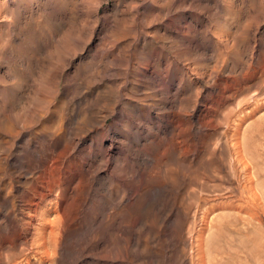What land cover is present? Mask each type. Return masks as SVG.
<instances>
[{
	"label": "bare ground",
	"instance_id": "1",
	"mask_svg": "<svg viewBox=\"0 0 264 264\" xmlns=\"http://www.w3.org/2000/svg\"><path fill=\"white\" fill-rule=\"evenodd\" d=\"M16 1L13 9L6 4L7 0H0V132L4 130L7 135L1 136V144L8 154L15 152L19 167L23 169L21 153L26 148L36 156L35 138L42 137L39 144L44 157L49 160L40 163L41 173L35 175L37 163L34 159L28 184L25 180L18 187L22 203L19 223H1L4 238H10L7 245L0 246L2 264H42L46 261L54 264L55 258L57 264H64L68 255L66 242L76 236L81 226L88 227L95 221L94 217H89L92 208L95 206L102 218L109 215L106 200L102 199L104 195L113 194L112 207L123 210L132 204L142 186H170L174 194L167 207L159 210V222L174 223L180 210L190 218L192 209L208 200L206 192L209 188L203 179L212 164L202 155L195 156L193 151L195 115H208L218 126L225 124L223 131L217 132L214 127L215 130L203 135L207 139L215 137L216 144H229L235 155L233 162L241 163L244 170L249 166L244 157L252 142L256 146L253 155H264V48H257V36L260 34L263 37L260 39H264V0H253L254 7L248 14L247 8L250 7H245L246 0H213L211 9L222 8L229 16L207 14L205 17L202 10L208 8L202 2L209 0H112V13L105 12L101 16L98 8L106 0ZM245 10L243 18L241 13ZM66 13L70 15L67 22ZM78 25L81 32L74 30ZM243 35L246 37L242 41ZM52 52L61 58L60 65L57 62L53 70L58 68L60 73L69 63L76 66L70 76H65L66 85L82 69L88 88L105 83L107 91L112 89L113 103L118 107L116 110L107 107L103 115L83 124L69 136L63 149L57 147L61 142L60 129L52 131L42 127L34 130L40 123L38 118L49 112L50 93L57 94L59 78L51 79L50 70L44 72L41 68L44 57L49 58ZM3 64L7 69H3ZM19 74H25L31 80L37 76L40 86L31 90L36 105L31 106L32 109L20 107L19 113L13 115L10 110L16 105L13 95L18 89L15 80L7 81L9 76L18 77ZM25 77L24 82L27 81ZM145 84L149 85V92H137ZM192 85L196 87L191 89ZM4 93L8 94L7 99H4ZM178 95L181 98L177 108L187 124L182 134L180 130L174 133L167 129L160 117L150 116L153 110L158 114L156 112L160 109L176 107L174 103ZM167 98L170 99L169 106L162 101ZM147 99L158 102H146ZM231 101H234L233 106H227ZM128 106L140 116L135 117ZM109 114L120 118L110 125L105 124ZM132 119L135 124L130 131ZM113 128L134 142L136 147L140 138L147 141L148 134L153 131L161 132L167 142L161 147L151 146L149 142L142 144L145 153L141 157L143 166H140L135 149L122 157L120 151L115 150L117 141H113ZM86 132L93 134L86 137ZM179 137L183 139L181 145L175 141ZM53 140L55 143L51 144ZM105 141H109L108 146ZM48 150H52V154H61L69 167L63 172L60 168L53 170ZM127 157L131 158L128 164ZM122 165L129 167L126 173L130 181L117 173ZM199 174L202 180L197 183ZM245 178L248 184H242L243 189L253 191V179L250 176ZM112 181L116 185L111 186ZM100 188H103V194H100ZM257 197L255 199L259 201L260 197ZM9 203L13 209V202L10 200ZM235 204L226 202L225 207L243 210L241 204ZM205 215H201L203 219ZM239 219L242 220L240 216H233L229 225L216 228L215 233L206 239L195 232V244L191 245L195 260L191 264H263L257 263L258 253L262 252L261 241L254 235L248 236L254 226L242 230L237 225ZM193 224L189 219L188 233L194 231ZM204 226L201 225L203 229ZM118 227L127 232L125 222L120 220ZM12 230L15 233L9 235ZM26 231L30 232L26 240H15L16 234ZM240 233L244 234L241 236ZM29 253L37 256L35 262L30 263ZM19 257L20 260H16Z\"/></svg>",
	"mask_w": 264,
	"mask_h": 264
},
{
	"label": "rangeland",
	"instance_id": "2",
	"mask_svg": "<svg viewBox=\"0 0 264 264\" xmlns=\"http://www.w3.org/2000/svg\"><path fill=\"white\" fill-rule=\"evenodd\" d=\"M42 2H46V0H42ZM16 3H17L16 0H7L6 2V4H8V6L13 9L15 8ZM213 3H214L213 0H209L208 2H202V4L207 5L206 8H208L209 10V11L207 9L202 10L203 17H205V15L207 14L209 15L213 14L215 16H221V15L229 16L227 15L228 12H226L222 8L220 9L217 8L218 9V10L216 9L217 11L213 8L211 9L212 6L214 7ZM112 4H113L112 0L103 1L98 8L99 16H101L105 12L106 14L110 15L112 13V9H111ZM253 5H254L253 0L245 1V7H250L247 8L248 10L247 14L249 12L251 13V10L254 7ZM241 14H243L242 17L244 18L246 16L245 15L246 10ZM69 16L70 15L68 13L64 14L65 21L68 20ZM100 20L101 17L99 19V22ZM80 28L81 26L78 25L74 30L81 32ZM247 28L248 27H246V29ZM245 37L244 35L241 36L242 41L243 39H245ZM257 38H259L257 40L258 41L257 48L258 50H261L264 48L263 46L264 39L263 40L260 39L263 38L261 37L260 34L257 36ZM241 43L242 42L240 41L239 45ZM15 49L16 47L14 48V50ZM79 54L80 52L77 53V56H79ZM60 59L61 58H58L56 53L52 52L49 58L45 56L44 60L41 62V65L43 64L41 68H43L44 72L50 70L49 72H51V76H52L51 79H53L54 77H58L59 83L57 88V94L52 92L50 93L51 100L49 104L50 106H49L48 114L47 115L44 114V116L42 117L40 116L38 118L40 120V123L37 125V127L34 130L38 131L42 127L43 129H45L46 127L47 129L52 131L60 129L61 133H60L59 141L61 142L57 143V147L58 149H63L65 142L67 141L69 136H72L75 133V131H78L83 124L85 123L87 124V121H93L91 119L93 118L96 119L99 116L103 115V113L107 112L106 111L108 109L107 107L112 106V108H115V110L118 107L116 104L113 103L115 97H114V93H112V89L107 91L108 87L105 85V83H101L95 88H88L87 86L88 81L87 79H85L84 72L82 69L79 72V74L75 75V78L72 79L66 85L67 82L66 83L64 82L65 76L66 75L70 76L73 73L74 69H76V66H74L75 65L74 63H69L59 73L58 72L59 69L57 68L56 70H53V67L57 64V62H59L60 65ZM3 69H7L5 64H3ZM24 75L25 74H19L18 77H13V76L8 77L10 80L8 79L7 82L10 83L11 81L15 80L16 81V82L14 81L16 83L15 86L18 89L17 94L13 95L16 105L14 109L10 110V112L13 113V115L19 113L20 107H26L32 109V107L36 105L35 102L32 100L33 97L32 91L35 86L36 87L40 86L39 83H37L38 82V79L36 78L37 76H35L36 79L35 82V79L31 80L29 78L30 79L29 80ZM23 77L27 79L26 82H24ZM17 78H19V80ZM25 84L28 87L25 86ZM148 86L149 85L147 84L142 85L140 90H137V92L148 93L149 92ZM193 86L196 87V85H192L191 89L193 88ZM7 96L8 94L6 95L4 93V99H7ZM178 96L179 97L174 103L176 107H172V108L168 107V108L160 109L159 111L156 112L158 114H155L153 110V113H151L150 116L151 115L153 116L154 114L155 117H160L163 120V122L165 121L167 129H170L171 132L174 133H177L180 130L179 133L182 134V131L185 129L187 124L183 121L182 115L177 108V105L179 104L178 100H180L181 98L180 95ZM141 97H143V95ZM169 100L170 99L167 98L162 101L165 103L166 106H169L170 105ZM145 101L151 102L153 101V99L152 100L147 99ZM157 102H158L157 100L153 101V103H157ZM233 102L234 101H231L227 106L229 107L233 106ZM133 104L135 105L136 103ZM128 110L132 111L135 117L140 116L139 113L135 114V111L129 106H128ZM225 111L226 110H224V112ZM48 115L51 118H49ZM14 117H16V115ZM116 118L119 119L120 117L118 116L112 117L109 114L106 120L104 121V123L110 125L114 123ZM194 119H195V125H194V134L192 137V147L195 156L202 155V157L205 160H209V162L212 163L211 165L208 166V169L206 170L205 173L206 176L203 179L205 180V183L208 185L209 188V190L206 192L208 194V200L205 202H201L197 207L193 208L192 211L190 212L191 214L190 218L187 217V215H185L182 210H180L179 213H177L176 215V220L174 223L168 222L162 224L159 222V218H158L159 210H161L162 208L163 209L166 208L168 203L170 202L169 199L174 194V190L172 187L166 186V188L165 187L156 188L153 186H147V187L142 186L141 189H139L138 193L136 194L134 200L132 201V204L128 207L123 208V210H115V208L112 207V204L114 202L113 194L112 195L110 194V196L104 195L102 199L106 200L105 208H106V213H109V215L103 216L102 218L97 213L98 209L95 206L92 208L89 217H94L95 221L93 223H90L88 227H86L85 225L81 226L78 230L79 232L76 233V236L75 237L73 236L68 242H66L68 255L65 259L64 264H79V263L80 264H179V262L181 261H184L185 264H191L194 259V255L192 256L193 247L191 245L192 243L195 244L194 237L197 236L195 235V232L198 235H200L202 239H206L207 237L215 233L216 228L221 226L223 227V225H227L230 222V220L233 219V216L236 218L237 216H240L242 218V220L239 219L240 221L237 224L239 227H241L240 229L242 230H246L247 227L250 228L254 226L252 228L253 230L249 231L248 236L251 237L252 235H254L256 238H258V240L261 241L262 252L258 253L259 257L257 258V263L264 264V203H263L264 202V155H261L260 157L258 156L255 157L253 155V153H255L254 147L256 146H254V143L252 142L247 148L248 150L246 149L247 154L244 157V161L246 162L247 166L249 165L250 167L248 166V169L244 170L243 165L241 163L233 162L232 158L233 156L235 157V155L232 152L231 147H229V144L226 143L220 145L218 142L216 144L215 142L217 141V139L215 137L211 136L207 139L206 136L203 135V133L206 132L209 133L215 130L216 128L214 127H217L216 129L217 132L223 131L224 130L223 127H225V124L222 123L219 124L218 126L215 119L211 118L208 115L205 116L198 114L197 116L195 115ZM144 120L146 121V119ZM133 121L134 120L132 119V123H130L129 126L130 131H132L134 128L133 126L135 123ZM115 127H117V125ZM14 129H12V131ZM27 133L31 135L29 132ZM229 133L227 135H229ZM92 134L93 133L90 132L84 133L86 137H89ZM111 134L113 137V141L115 142L117 141L116 142L117 146H115L116 147L115 150L120 151L121 157L129 154L135 149V153L137 154V158H138L137 163L140 166H143L141 157L145 153V149L142 146V144L149 142L148 144H151V146L161 147L162 145H164V143L166 144L167 142L163 140V138L161 137V132H157V131H153L151 135L148 134L147 141L140 138L137 147L133 145L134 142L125 139V136L123 134H120L119 132H116L114 128L111 130ZM1 136L2 138L7 136L4 130H1L0 132V192H1L0 193V212H1L0 226L3 221L9 223L8 225H12L16 221L19 223V219L22 216V213L20 211L21 210L20 208L22 207V203L19 199L20 196L18 193V189H19L18 187L22 186V183L25 180H27V184H28V181L30 180L29 170L31 169V164L33 163L34 159H36V163H37L36 164L37 168L34 173L35 175L41 173L42 167L40 166V163L41 162H43V164L46 162L48 163L49 160V159L46 160V158L44 157L43 148H41V144H39L42 142L41 139L42 137H37L35 138L36 139L35 149L37 150L36 156H32L30 150L26 148H24L23 152L21 153L22 155L20 157L21 158L20 160L23 163V169H22L19 167L20 163H18L19 160H17L15 156V152H11L8 154V152L4 148H2ZM223 138L224 137H222V139ZM54 140L52 141L51 144L55 143ZM225 140L227 142H230L227 140V138ZM175 141L177 142L178 145H181L183 143V139H181V137L177 138ZM104 144L108 146L109 141H105ZM114 145L115 143L113 142V147ZM206 150L208 152H206ZM50 151L52 150H48L47 153L48 156L51 157V161H52L51 164L53 165V170L56 168L57 171L60 168V171L63 172L64 169H66V167L67 168L69 167V165L67 164L68 163L67 159L63 158L61 154H58V152L57 153L54 152L52 154ZM115 156H117V154H115ZM129 159L131 158L127 157L126 159L127 164L128 162H130ZM260 162L263 165H261ZM260 168L262 170H260ZM128 169L129 167H125L124 165H122L121 170L117 171V173L120 176H122L124 179L127 178L126 180L130 181L128 173H126V170L128 171ZM242 169L243 171H240ZM216 172L218 173L216 174ZM238 176L241 177L239 178ZM247 176H250L253 179L251 185L254 187L253 191H256L255 194L253 193V191H248L246 188L243 189L242 184L243 185L248 184L246 182L247 178H245ZM4 177L6 178V180ZM197 180H202L200 174L199 176H197L196 181ZM197 183H199V181H197ZM110 185L114 186L116 185V182L112 181ZM95 186L97 187V185ZM103 188H100L101 190L100 194H103ZM257 195L260 197L259 201L255 199ZM247 196L249 198H247ZM10 200L13 202L14 204L13 209L15 210L11 208L9 203ZM96 201L97 199H95V202ZM255 201L256 203L258 201V203L256 204ZM226 202L227 203L232 202L234 204L236 203L235 205L237 206L242 205L244 212L243 210L240 209L238 210V208L236 209L226 208L225 207ZM3 210L7 212L5 213L3 212ZM205 210L207 212H205ZM247 211L248 213H246ZM251 212L252 214H254L252 215V217L249 215V213ZM12 213L15 215V218L17 219H14ZM204 213L206 214L205 219H203L201 216L202 214L204 215ZM200 216L201 219H199ZM24 219H27V217L25 218L24 216ZM114 219H118V220L114 221ZM189 219L193 220L194 231L188 233L186 227ZM120 220L125 222V224H127L128 226L127 232L120 231V228L118 227ZM201 225L203 226L205 225L204 229L203 227H201ZM11 233L14 234L15 232L12 230L10 231L9 235H11ZM29 233H30L29 231H26V233H22V234L20 233L19 235L16 234L15 240L24 241L28 238V236H30ZM243 234L244 233H240L241 236ZM226 237L227 236H225V238ZM2 238H4V233L1 232L0 246L7 245L9 243L8 241L10 240V238L9 240L8 237L4 239ZM28 255L31 260L30 263H33L32 260H34V262L36 261L37 256H35L34 253H29ZM16 260H20V257L19 259L17 258ZM0 264L2 263L0 262ZM42 264H48V263L46 261ZM54 264H57V258H55Z\"/></svg>",
	"mask_w": 264,
	"mask_h": 264
}]
</instances>
